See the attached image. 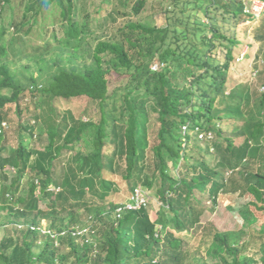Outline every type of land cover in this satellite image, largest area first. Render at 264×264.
Returning <instances> with one entry per match:
<instances>
[{
  "label": "trees",
  "instance_id": "1",
  "mask_svg": "<svg viewBox=\"0 0 264 264\" xmlns=\"http://www.w3.org/2000/svg\"><path fill=\"white\" fill-rule=\"evenodd\" d=\"M165 1L167 24L157 27L132 21L147 0H116L113 6L109 0L99 5L92 0L98 11L94 19L86 12V0L76 3L78 8L75 0H47L31 19L25 13L16 24L2 18L11 0H0V123L10 126L15 115L20 124L30 116L21 133L47 140L40 151L21 141L7 157L0 155V212L13 224L35 227L16 226L17 233L2 237L0 264H210L201 244L191 248L179 237L212 230L208 223L202 226L205 212L197 193H206L213 208L221 193L250 194V205L264 213V12L255 17L250 8L264 0ZM161 4L163 9L165 2ZM103 5L107 13L99 16ZM50 8L57 29L49 32L47 25L40 26L41 47L20 39L38 25L42 9ZM119 18L125 21L114 29ZM255 20L259 23L250 31L258 46L251 63L254 78L228 89L230 66L243 47L238 26ZM174 67L182 70L187 83L174 82ZM83 99L86 110L88 105L99 108L98 122L54 108L56 100L74 104ZM152 121L159 127L150 137ZM7 131L0 134V154ZM203 132L212 139H200ZM214 134L224 145L212 143ZM192 138L210 142L207 151L201 148L193 155L187 145ZM186 148L191 150L188 161ZM179 169L177 177L169 173ZM239 170L237 180L234 173ZM9 173L15 176L9 179ZM110 176L130 186L126 203L107 202L117 191ZM25 180L27 189L21 190ZM138 187L156 190L161 205L154 218L149 202L117 213ZM81 210L90 224L82 236L79 230L87 226L76 227ZM94 230L96 244L88 239ZM250 230L243 243L212 230L210 245L219 247L212 249L215 264H264V256L255 258L264 254V224ZM254 238L260 243L249 253ZM66 247L67 253L61 251Z\"/></svg>",
  "mask_w": 264,
  "mask_h": 264
},
{
  "label": "rangeland",
  "instance_id": "2",
  "mask_svg": "<svg viewBox=\"0 0 264 264\" xmlns=\"http://www.w3.org/2000/svg\"><path fill=\"white\" fill-rule=\"evenodd\" d=\"M42 1H47V0H11L9 4H11V7L9 4L6 5V7L3 10L2 13V18L5 23H8L10 21H14L15 24L19 23L22 21L23 15L28 13L29 18L31 19L34 16V13L38 10V5ZM75 4L79 3L82 0H75ZM108 1V0H107ZM110 3L113 4L116 2V0H109ZM92 0H86V12L88 14H91L93 16V19L97 17L98 11L97 8H95L91 4ZM102 2V0H98V4ZM163 9H161L158 5L160 3H164ZM97 3V2H96ZM255 3V2H254ZM161 4V5H162ZM96 5V6H97ZM168 5V1L165 0H147V3L145 5L144 10L141 12V14L137 17L132 18V21H141L145 23H150L152 25H156L157 27H165L167 24V19L164 10L166 9ZM29 6L30 10L29 12H26V7ZM76 7H79V4H76ZM254 7V4L250 7L251 11L252 8ZM1 8V6H0ZM253 12V11H252ZM52 9L50 8L49 10L42 9V16L39 17L38 20V25L35 26V28L32 30L30 35H25L21 34L19 37L20 39L27 40L28 43L32 47H41V42L44 41V36L40 34V26L43 24L47 25L49 27L48 31L50 32L51 30H56L57 26L56 25V19L52 16ZM106 10L104 8V5L102 7V11L99 12V16H105L106 15ZM258 10L256 11V15H258ZM253 15L256 17V15L253 13ZM260 16V15H258ZM125 21V20H124ZM120 18L117 21V25L114 27L117 28L119 27L120 24L124 22ZM206 23V20H204ZM259 22L255 21H244L241 22L240 25L238 26L240 29L237 31V35L239 39L243 43V47L240 49L241 55L239 56L238 60H235V62H232L230 66V74L229 77L231 81L227 83L228 89L234 86L237 83L248 81V80H253L254 78V73L252 72V57L254 50L257 46V44L254 42V40L251 38V29L255 28V26ZM92 26L94 29L99 30V28ZM11 29V28H10ZM28 28L25 27L23 31H26ZM11 31V30H10ZM13 32V31H11ZM102 34H98L97 37L101 39L108 38L107 36H101ZM94 38L91 40L92 43H94ZM31 53H34L33 51ZM237 53V52H236ZM246 53V54H245ZM245 56V58L242 61V57ZM252 65V66H251ZM174 70L178 72L177 78L175 79V83L177 85H183L185 84V81L187 83L188 78L186 75L182 73V70L179 69L178 67H174ZM54 108L61 113L64 114L66 110H70L73 112L76 118H83L82 121L86 122L89 117H92L95 122H98L99 120V108L97 106H91L88 105L89 110H86L87 106V101L83 99L82 101H76L74 104H67L66 102L62 100H56L54 102ZM84 110H86L87 115H84ZM30 116L29 117H23L22 121L19 124V120L15 115H12L10 119V123L8 128L6 129V137L4 141V148L5 151H3L0 155L7 157L8 152H12L17 149L21 141L25 143V145H28L29 147L36 149V150H42L44 146L47 144V140L45 136L39 135V128H37L38 132V138L34 139L31 135L26 136V134L21 133L22 130L20 127L26 126L30 122ZM156 116L153 113V117L151 120H155ZM152 124L150 125V128L152 130L149 131L150 137L154 136L158 130V125L152 121ZM238 125L239 123H235V125ZM223 131L226 130V127L224 125L221 126ZM233 126H229V129H232ZM232 131V130H230ZM23 134V136H22ZM225 135L227 136H232L231 132H226ZM22 137V138H21ZM233 137V136H232ZM214 141L213 142H218L223 144V141H218L217 137L214 134ZM240 139L234 140L235 145L240 144ZM210 142H201L198 143L194 138L192 140H187V145L192 146L193 149V155H197L199 149L201 148L204 150V153L207 151V147L209 146ZM211 143V144H212ZM211 146V145H210ZM191 153V150L189 148H186L185 150V161H188L189 155ZM211 155L214 157L215 155V150H211ZM207 157V156H204ZM196 161V159L194 160ZM63 167V162L60 164L56 165L55 171L57 175H60L61 170ZM242 171V170H241ZM241 171L235 172V177L237 180L242 176ZM180 172L179 170L173 171L169 170V173L174 176H178ZM27 176H30V173H27ZM15 176V173H9L8 178L11 179L12 177ZM110 179H112L116 186H117V191L111 193V195L108 197L107 202L112 203L115 205H122L126 203L132 193V190L130 186L122 181L118 176H110ZM177 179V178H176ZM9 184V181H7L6 184H3V186H7ZM27 180L23 181L21 184V190L27 189ZM229 186V185H228ZM2 187V185H1ZM53 188H51L52 191ZM149 195V205L151 206L152 209V217L154 218L155 212L158 210L160 206V202L156 196V190H150L147 191ZM20 195H24V193H21ZM197 196L201 199L202 202V209L205 212V215L202 216L201 222L203 223L202 226H204L205 223L210 224V229H212L214 232L218 231L221 233H225L228 235V238L230 242H237V243H243L248 240L249 235L252 233V230L250 229H260L261 226L264 224V213L258 211L256 208L250 205V202L253 201V198L250 194H240L239 192H227V193H221L218 198H217V206L216 208L211 207V203L209 200L208 195L205 193L203 195H200L197 193ZM107 203V204H108ZM46 203H40L41 208H45ZM108 207V206H107ZM108 209V208H107ZM85 212L80 211V216L82 217V220L80 223H78L76 226L81 227L87 226L86 229L90 226L89 221L85 218ZM85 218V219H84ZM14 220L12 221L11 219H8L6 216V212H0V240L2 239L3 236L5 235H14V233H17L16 229V224H13ZM19 224V223H18ZM43 225V230L45 226V221L42 222ZM96 226L100 228V224L98 222L95 223ZM212 230H202L198 231L195 237H192V234L190 232H185L183 234H179V237L185 240L187 243L188 247H193L196 244H201V251H203L202 255L205 256V260L207 263H213L215 264L217 261V258L212 254V249H219V247L216 244L210 245L212 242ZM98 232L96 230L92 231L91 237L89 236V240L93 243H97V234ZM80 236L84 235L83 229L79 230ZM90 235V234H89ZM79 243H83L84 240L83 238H79L78 240ZM260 243V240L258 238H254L250 240V245H251V250L249 253H252L253 251H256L258 248V245ZM208 248V252L205 254V251ZM61 251H64L65 253L68 252V248H61ZM264 254L260 253L255 256V258L258 260L261 257H263ZM160 260V259H159Z\"/></svg>",
  "mask_w": 264,
  "mask_h": 264
},
{
  "label": "built area",
  "instance_id": "3",
  "mask_svg": "<svg viewBox=\"0 0 264 264\" xmlns=\"http://www.w3.org/2000/svg\"><path fill=\"white\" fill-rule=\"evenodd\" d=\"M254 7L252 8V14L254 13L256 15V11L258 10V15H260L262 12H264V3L255 1V3L253 2ZM252 4V5H253ZM4 6V3H1V8H0V13L2 11V7ZM258 15H256V17H259ZM8 128V124L6 122H1L0 123V134L5 131ZM183 131L185 132V128H183ZM199 138L202 140H210L212 139V134L211 133H199ZM149 197L146 191H144L142 188L138 187L135 188L133 191V196L131 197V201L130 203H127L126 205H124L123 207H121L120 209H118L117 213H120L121 210H135L140 208L141 206H145L147 205ZM34 229V228H32ZM88 231V229H84L83 232L84 234ZM43 233H45V230H42ZM79 234V233H78ZM54 237V236H52Z\"/></svg>",
  "mask_w": 264,
  "mask_h": 264
},
{
  "label": "clouds",
  "instance_id": "4",
  "mask_svg": "<svg viewBox=\"0 0 264 264\" xmlns=\"http://www.w3.org/2000/svg\"><path fill=\"white\" fill-rule=\"evenodd\" d=\"M203 141H205V140H203ZM228 175V174H227ZM148 194V193H147ZM148 197H149V195H148ZM161 205V204H160ZM17 226V228L18 229H25L26 227H28L30 230H34V229H32V228H35L34 226H28V225H25V224H23V223H19V224H17L16 225ZM42 228H43V225H42ZM43 230V229H42ZM44 230L46 231V227L44 226ZM47 232V231H46Z\"/></svg>",
  "mask_w": 264,
  "mask_h": 264
}]
</instances>
